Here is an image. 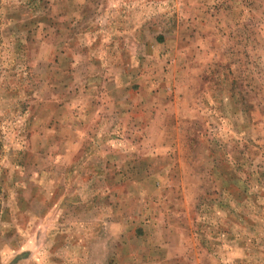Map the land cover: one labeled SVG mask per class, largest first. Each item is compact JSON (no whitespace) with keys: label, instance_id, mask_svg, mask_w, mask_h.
<instances>
[{"label":"rangeland","instance_id":"obj_1","mask_svg":"<svg viewBox=\"0 0 264 264\" xmlns=\"http://www.w3.org/2000/svg\"><path fill=\"white\" fill-rule=\"evenodd\" d=\"M0 264H264V0H0Z\"/></svg>","mask_w":264,"mask_h":264}]
</instances>
